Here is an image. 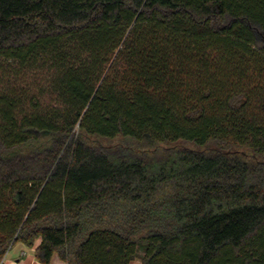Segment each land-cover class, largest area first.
<instances>
[{
  "label": "trees",
  "instance_id": "1",
  "mask_svg": "<svg viewBox=\"0 0 264 264\" xmlns=\"http://www.w3.org/2000/svg\"><path fill=\"white\" fill-rule=\"evenodd\" d=\"M261 98L264 0H0V262L264 264Z\"/></svg>",
  "mask_w": 264,
  "mask_h": 264
},
{
  "label": "crops",
  "instance_id": "2",
  "mask_svg": "<svg viewBox=\"0 0 264 264\" xmlns=\"http://www.w3.org/2000/svg\"><path fill=\"white\" fill-rule=\"evenodd\" d=\"M40 242V237L32 245H27L23 241L15 242L0 264H45L37 256V248ZM51 264H67V262L56 254L53 256Z\"/></svg>",
  "mask_w": 264,
  "mask_h": 264
},
{
  "label": "rangeland",
  "instance_id": "3",
  "mask_svg": "<svg viewBox=\"0 0 264 264\" xmlns=\"http://www.w3.org/2000/svg\"><path fill=\"white\" fill-rule=\"evenodd\" d=\"M252 115L257 117V118H264V99L261 98L259 100V103L253 108L252 110ZM90 140L93 142H101V143H105V144H112V145H128V146H134V143L132 140L130 139H126V138H117L115 140H108V139H104V138H100V137H90ZM187 145H192L191 143H186ZM134 264H141V261L139 259L134 261Z\"/></svg>",
  "mask_w": 264,
  "mask_h": 264
},
{
  "label": "built area",
  "instance_id": "4",
  "mask_svg": "<svg viewBox=\"0 0 264 264\" xmlns=\"http://www.w3.org/2000/svg\"><path fill=\"white\" fill-rule=\"evenodd\" d=\"M3 258H4V257H3ZM2 260H3V259H2ZM2 260H1V261H2ZM0 263H1V262H0Z\"/></svg>",
  "mask_w": 264,
  "mask_h": 264
}]
</instances>
